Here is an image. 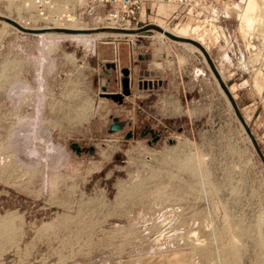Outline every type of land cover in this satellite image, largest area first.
Masks as SVG:
<instances>
[{
  "label": "rangeland",
  "instance_id": "1",
  "mask_svg": "<svg viewBox=\"0 0 264 264\" xmlns=\"http://www.w3.org/2000/svg\"><path fill=\"white\" fill-rule=\"evenodd\" d=\"M229 1L37 33L0 8V264H264V0Z\"/></svg>",
  "mask_w": 264,
  "mask_h": 264
},
{
  "label": "built area",
  "instance_id": "2",
  "mask_svg": "<svg viewBox=\"0 0 264 264\" xmlns=\"http://www.w3.org/2000/svg\"><path fill=\"white\" fill-rule=\"evenodd\" d=\"M162 3L170 7L168 14L158 12ZM211 5V0H0V8L7 12L3 16L19 31L21 27L62 30L81 21L82 14L92 15L98 26L114 29L133 28L148 12L174 19L175 25L188 18L206 24L214 21Z\"/></svg>",
  "mask_w": 264,
  "mask_h": 264
},
{
  "label": "bare ground",
  "instance_id": "3",
  "mask_svg": "<svg viewBox=\"0 0 264 264\" xmlns=\"http://www.w3.org/2000/svg\"><path fill=\"white\" fill-rule=\"evenodd\" d=\"M222 1H224V2H228L229 0H222ZM241 2H242V0H241ZM163 4V3H162ZM162 4H160V5H162ZM167 8V10L168 11H170V7H168V6H165V5H162V7L160 8V6L158 7V12L159 13H161V9L162 8ZM160 9V10H159ZM253 13H255V10L251 7V8H249L248 7V9L246 10V12H245V15H244V18H245V25H246V27L248 28L251 24H252V22L254 21V17H252L253 16ZM161 14H164V13H161ZM254 23V22H253ZM189 25V24H188ZM188 25H185V26H183V28H182V30L180 31V32H175V31H173V30H169V29H167L166 27H163L164 29H166V31L168 30L170 33H172V34H174V35H176V36H178V37H180V38H190V37H187L186 35L188 34V30H189V26ZM253 25V24H252ZM254 27V26H253ZM69 29H84V26H80L79 24L78 25H76V27L75 26H73V27H68ZM85 28H87V27H85ZM250 30V29H249ZM57 33V32H56ZM63 33V32H62ZM62 33H60V34H62ZM194 33H195V31H194ZM194 33H192V35H193V37H191V39L192 38H196L195 37V34ZM68 34H70V33H68ZM160 34H162V33H160ZM44 35H46V36H50V35H55L54 33H44ZM71 36H87L86 34H84V33H77V34H72ZM187 40V39H186ZM190 42V41H189ZM198 42V41H197ZM192 43V42H191ZM199 43V42H198ZM196 45V44H195ZM199 45L202 47V49L204 50V51H207V49H209L207 46H206V48H204L200 43H199ZM198 46V45H197ZM200 48V47H199Z\"/></svg>",
  "mask_w": 264,
  "mask_h": 264
},
{
  "label": "water",
  "instance_id": "4",
  "mask_svg": "<svg viewBox=\"0 0 264 264\" xmlns=\"http://www.w3.org/2000/svg\"><path fill=\"white\" fill-rule=\"evenodd\" d=\"M21 28L24 29V30H26V31H29V32H34V31H37V30H38V29H26V28H23V27H21ZM166 32H167V31H166ZM171 34H172V33H171ZM196 43L198 44L199 47H201V46L199 45L198 42H196ZM201 49H202V47H201ZM202 50H203V49H202ZM203 51H204V50H203ZM204 52L206 53V51H204ZM239 115H240V114H239ZM246 131L248 132V134H249V136H250V138H251V141H252L253 145H255L258 154L260 155L261 159H263V161H264V156H263L262 153H261L260 147H259V145L257 144L254 135H253L252 132H251L249 129H247V128H246Z\"/></svg>",
  "mask_w": 264,
  "mask_h": 264
},
{
  "label": "crops",
  "instance_id": "5",
  "mask_svg": "<svg viewBox=\"0 0 264 264\" xmlns=\"http://www.w3.org/2000/svg\"><path fill=\"white\" fill-rule=\"evenodd\" d=\"M248 2H249V1H248ZM251 2L253 3V5H254L256 8H258V3H257L256 1L251 0ZM227 3H228L229 5L231 4L230 1H228ZM240 24H241V22H240Z\"/></svg>",
  "mask_w": 264,
  "mask_h": 264
},
{
  "label": "flooded vegetation",
  "instance_id": "6",
  "mask_svg": "<svg viewBox=\"0 0 264 264\" xmlns=\"http://www.w3.org/2000/svg\"><path fill=\"white\" fill-rule=\"evenodd\" d=\"M156 136L155 137H157V134H155Z\"/></svg>",
  "mask_w": 264,
  "mask_h": 264
}]
</instances>
